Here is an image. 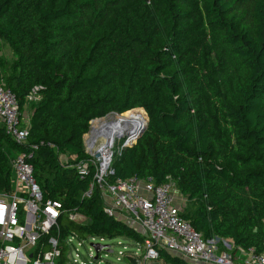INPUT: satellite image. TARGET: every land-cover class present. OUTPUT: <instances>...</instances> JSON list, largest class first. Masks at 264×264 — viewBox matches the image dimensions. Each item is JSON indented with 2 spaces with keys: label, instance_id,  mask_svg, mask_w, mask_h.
Listing matches in <instances>:
<instances>
[{
  "label": "trees",
  "instance_id": "trees-1",
  "mask_svg": "<svg viewBox=\"0 0 264 264\" xmlns=\"http://www.w3.org/2000/svg\"><path fill=\"white\" fill-rule=\"evenodd\" d=\"M0 42L13 53L7 67L0 58V83L21 115L31 109L28 161L44 199L63 204V233L144 241L104 213L97 186L82 197L93 168L80 179L72 166L88 158L91 120L143 111L145 129L107 180L171 179L205 239L264 254V0H0ZM26 149L0 123V193ZM158 260L189 264L165 249Z\"/></svg>",
  "mask_w": 264,
  "mask_h": 264
},
{
  "label": "built area",
  "instance_id": "built-area-1",
  "mask_svg": "<svg viewBox=\"0 0 264 264\" xmlns=\"http://www.w3.org/2000/svg\"><path fill=\"white\" fill-rule=\"evenodd\" d=\"M42 90V86H34L26 97L27 101H39ZM102 119L91 120L88 134L83 137L88 158L72 166L80 179L88 177L93 168L92 181L83 198L89 197L97 186L104 213L145 237L142 243L132 240L135 242V255L122 254L128 249L123 246L118 251L121 256H117V260L122 257L128 262L127 258L132 257L140 264H151L158 261V251L165 249L189 264H264V254L252 248L238 247L236 254L235 246L228 238L214 236L205 239L181 216L182 206L176 202V189L171 179L160 184H156L152 177L117 178L109 182L108 177L114 173L112 159L115 155L120 156L123 149L135 140L134 135L129 134L119 144L115 137L108 142L107 129L93 128L94 123ZM0 123L13 141L27 145L25 151L10 160L12 191L0 193V264H99L98 256L87 261L80 254L79 247L83 246L85 239H90L93 241L90 245L98 254L104 249L111 252L110 245L102 244L110 238L62 232L59 219L63 204L43 197L33 175L32 164L28 161L38 145L28 142V128L18 109L17 97L3 83H0ZM67 218L78 224L86 222L85 217L75 211L69 212ZM95 245H100V248ZM129 250L132 253L133 249Z\"/></svg>",
  "mask_w": 264,
  "mask_h": 264
},
{
  "label": "rangeland",
  "instance_id": "rangeland-1",
  "mask_svg": "<svg viewBox=\"0 0 264 264\" xmlns=\"http://www.w3.org/2000/svg\"><path fill=\"white\" fill-rule=\"evenodd\" d=\"M0 58L3 61V64H5V67H7L9 65V63L11 62V60L13 59V53H12V51L9 49V47L5 43H2V42H0ZM135 110H139V109H135ZM130 111H133V110H130ZM141 112H142V114L145 117V119L143 118L144 121L145 120L147 121V117H146L145 113L143 111H141ZM123 114L124 113H122L120 115L111 114V115H108L106 117V119H110V117H112V118H115L116 117L117 118V116H123ZM137 119H139V118H137ZM143 119L142 120L139 119L142 122V125H143ZM23 122L26 123L25 120H23ZM138 126H140V125H138ZM130 131L133 132L134 129H132ZM87 134H88V132L85 135H87ZM129 134H130L129 130L128 129H125L124 131L121 132V135L120 136H117V137H116V135L114 136L115 137V142L119 144ZM83 141H84V139H83ZM13 157H14V155H13ZM175 191H174V194H176V196L178 198V199H176V202L177 203H180V204L181 203H185L184 206H186V207L192 206L191 202L189 203V202L183 200V198H185V197L181 196L180 193L177 192V189ZM182 207H183V205H182ZM118 241L120 243L119 245L117 244ZM91 242H93V241L90 240V239H85L84 242H83V246L79 247L80 254L84 258H86L87 261H92L93 257H97L98 256V258L100 259L99 264H128L129 261L127 262L126 259H124L122 257H120L119 260L116 259L117 256H121V255L118 254V251L121 250V248L123 246L128 247V249L127 250H124V252H122V254L126 253L127 256H131L130 254L135 255L134 254V252H135V250H134L135 249V242H133L131 239H128V238H125V237L118 238V239L111 238L109 240H106V241L102 242V244L110 245V248L109 249L111 250V252H108L107 249H104L99 254L90 245ZM96 242H98V241L96 240ZM129 249H133L132 250V253H130V250ZM88 251L90 252V255H91L92 258H90L88 256V254H89ZM134 259H136V258H134ZM151 263L163 264L160 260L155 261V262H151ZM93 264H95V263H93Z\"/></svg>",
  "mask_w": 264,
  "mask_h": 264
},
{
  "label": "bare ground",
  "instance_id": "bare-ground-1",
  "mask_svg": "<svg viewBox=\"0 0 264 264\" xmlns=\"http://www.w3.org/2000/svg\"><path fill=\"white\" fill-rule=\"evenodd\" d=\"M143 119V117L140 114H135V115H131L129 117H120L117 116V118H112L110 117V119H102L101 121H96L93 125L94 130L98 129V127L104 125L105 127H109L108 130V134H109V140L108 142H110L114 136H118V134H121L122 131H124L125 129H128L131 135L136 134L137 131H139L141 129L142 126H144L145 121L143 119V125L142 122L139 119ZM140 125V126H138ZM134 129V131H130Z\"/></svg>",
  "mask_w": 264,
  "mask_h": 264
},
{
  "label": "crops",
  "instance_id": "crops-1",
  "mask_svg": "<svg viewBox=\"0 0 264 264\" xmlns=\"http://www.w3.org/2000/svg\"><path fill=\"white\" fill-rule=\"evenodd\" d=\"M30 115H31V109H30V107L28 106V105H25L24 106V108H23V111H22V118H23V120H25L26 121V124H28V122H29V119H30ZM176 192V191H175ZM177 192H179L178 190H177ZM180 193V192H179ZM181 195V194H180ZM182 196V195H181ZM175 197L177 198V196H176V194H175ZM178 199V198H177ZM183 200H185L186 201V199L185 198H183ZM180 206H182L183 205V207H184V205H185V203H178ZM233 249L234 250H236V254L238 253V247H233ZM240 249V248H239ZM233 250V251H234Z\"/></svg>",
  "mask_w": 264,
  "mask_h": 264
},
{
  "label": "water",
  "instance_id": "water-1",
  "mask_svg": "<svg viewBox=\"0 0 264 264\" xmlns=\"http://www.w3.org/2000/svg\"><path fill=\"white\" fill-rule=\"evenodd\" d=\"M105 118V117H104ZM101 119V118H100ZM147 124V121L145 122L144 126L141 127V129L139 131L136 132V134H134V140L136 141V139L142 134L143 130L145 129ZM109 129V127H105L104 125L100 126V129ZM121 134H118V136H120ZM95 247L100 248V245H95ZM98 250V249H97ZM131 264H140L139 261L137 259L134 258H129L127 259ZM151 264H156V263H151Z\"/></svg>",
  "mask_w": 264,
  "mask_h": 264
}]
</instances>
